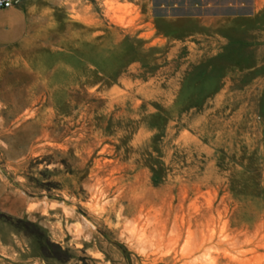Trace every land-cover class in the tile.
Here are the masks:
<instances>
[{"label": "rangeland", "instance_id": "374dc122", "mask_svg": "<svg viewBox=\"0 0 264 264\" xmlns=\"http://www.w3.org/2000/svg\"><path fill=\"white\" fill-rule=\"evenodd\" d=\"M18 3L25 37L0 46V264H264V9L151 27L133 0ZM125 39L142 65L110 83Z\"/></svg>", "mask_w": 264, "mask_h": 264}, {"label": "crops", "instance_id": "0c3cea01", "mask_svg": "<svg viewBox=\"0 0 264 264\" xmlns=\"http://www.w3.org/2000/svg\"><path fill=\"white\" fill-rule=\"evenodd\" d=\"M11 8L0 10V46L19 44L27 31L24 10L13 0ZM147 15L145 25L151 27L215 28L241 26L253 20L264 9V0H133ZM185 41V39H184ZM188 41V40H187ZM172 42H181L172 40ZM264 145V118L261 123Z\"/></svg>", "mask_w": 264, "mask_h": 264}, {"label": "trees", "instance_id": "16d2710c", "mask_svg": "<svg viewBox=\"0 0 264 264\" xmlns=\"http://www.w3.org/2000/svg\"><path fill=\"white\" fill-rule=\"evenodd\" d=\"M128 42V39H125L123 43L113 47L109 51L107 59L111 62L114 61V64L111 66V70L104 74V78L110 83L117 81L122 74L123 69H125L130 64L139 62L142 65L141 60L136 58L135 49L132 50L130 54L126 55L125 52L123 53V49L125 48V45L128 44Z\"/></svg>", "mask_w": 264, "mask_h": 264}, {"label": "built area", "instance_id": "2783aa9c", "mask_svg": "<svg viewBox=\"0 0 264 264\" xmlns=\"http://www.w3.org/2000/svg\"><path fill=\"white\" fill-rule=\"evenodd\" d=\"M14 5L13 0H0V10L11 8Z\"/></svg>", "mask_w": 264, "mask_h": 264}, {"label": "bare ground", "instance_id": "6f19581e", "mask_svg": "<svg viewBox=\"0 0 264 264\" xmlns=\"http://www.w3.org/2000/svg\"><path fill=\"white\" fill-rule=\"evenodd\" d=\"M149 226V225H148ZM133 227V226H132ZM134 227H136V226H134ZM146 227V226H145ZM150 227V226H149ZM153 228V227H152ZM132 229H134V228H132ZM151 230V229H150ZM158 230V229H157ZM136 231H139V230H136ZM143 232V231H142ZM142 232H140V233H142ZM133 233H135V232H133ZM150 233V232H149ZM154 233V232H153ZM145 234V233H144ZM162 235V234H161Z\"/></svg>", "mask_w": 264, "mask_h": 264}]
</instances>
